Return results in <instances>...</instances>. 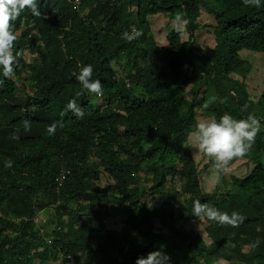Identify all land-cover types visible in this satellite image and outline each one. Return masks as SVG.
Wrapping results in <instances>:
<instances>
[{
    "label": "trees",
    "instance_id": "1",
    "mask_svg": "<svg viewBox=\"0 0 264 264\" xmlns=\"http://www.w3.org/2000/svg\"><path fill=\"white\" fill-rule=\"evenodd\" d=\"M80 1V11L39 0L41 17L23 12L14 22L15 76L4 78L0 68V264L58 263L61 254L76 264H135L157 250L169 264H182L176 254L196 245L187 264H202L205 254L220 258L227 240L233 264H264V80L251 76L255 64L246 59L264 56V7L242 0ZM163 14L188 20L166 46L143 31ZM134 29L143 34L122 39ZM27 45L32 62L24 57ZM78 64L93 66L102 96L82 89ZM179 85L190 86L189 97ZM70 100L82 117L67 110ZM202 110L207 119L252 114L261 124L248 154L233 159L244 158L251 171L212 193L200 188V162L184 146ZM61 120L55 134L47 131ZM61 171L70 173L58 192ZM103 177L113 184L101 186ZM195 200L245 219L237 227L205 219L202 239L185 227L199 222ZM46 209L54 211L49 222H36Z\"/></svg>",
    "mask_w": 264,
    "mask_h": 264
},
{
    "label": "clouds",
    "instance_id": "2",
    "mask_svg": "<svg viewBox=\"0 0 264 264\" xmlns=\"http://www.w3.org/2000/svg\"><path fill=\"white\" fill-rule=\"evenodd\" d=\"M60 1L68 3L66 0ZM242 3L246 7H264L262 0H242ZM40 6L39 0H0V68H2V76L4 78L12 79L15 76V67L19 55L16 51L18 35L15 31L14 22L26 10H29L33 16L41 17L42 13L40 11ZM70 6L72 7L71 4ZM80 8L81 5L77 11H80ZM176 20L182 22L184 25L188 23V20L183 19L181 15H177ZM142 34V31L134 29L131 32H123L121 36L122 39L131 42L134 39H138ZM60 39L63 42V34L60 36ZM78 68L79 72L76 71L74 74H77L76 79L82 86V89L90 94L102 96V83L98 79L92 78L93 66L91 64L83 66L78 64ZM119 74L121 76L124 75L120 72ZM2 83L3 81L0 80V85H2ZM126 86L129 88L131 87L129 83H126ZM82 94V92H78L77 96ZM212 99L215 100V97ZM207 106L206 103L205 107ZM66 108L77 117L83 116V111L76 104L75 100H70ZM246 109L247 106L245 105L244 110L246 111ZM22 123L25 130H30V120L26 119ZM58 127H63L62 120L50 124L47 131L55 134ZM260 130V121L254 115L249 114L247 118L236 119L226 112L221 115L219 119L212 117L210 119L198 121L194 131L190 133L189 138L185 141L184 146L196 150L193 153L194 159L203 154L212 161L211 167L216 175V183H219L221 175H227L231 171L230 162L234 158H242L248 154ZM11 138L19 139L15 133ZM5 167L11 168L12 161H6ZM192 214L193 217L197 218L199 221L206 219L219 223L220 225L231 227H237L245 219L244 216L237 211H233L231 214L222 212L208 203H202L200 200H195L193 202ZM36 222H41L42 224L46 223V221L43 222L39 220V216ZM255 246L256 245H253V247ZM176 255L178 256V254ZM64 257L69 264L77 263V260L70 255L63 256V254H61V260ZM69 257H71L74 262H71ZM169 260L170 257L167 254L157 250L149 252L146 257H138L135 264H169Z\"/></svg>",
    "mask_w": 264,
    "mask_h": 264
},
{
    "label": "rangeland",
    "instance_id": "3",
    "mask_svg": "<svg viewBox=\"0 0 264 264\" xmlns=\"http://www.w3.org/2000/svg\"><path fill=\"white\" fill-rule=\"evenodd\" d=\"M177 15L170 16L168 14L166 15L163 14L155 18H152L150 20L151 21L150 25L143 27V31L153 34L154 39L158 45L166 46L168 34L174 30L183 29L184 24L176 20ZM202 19L205 21L209 19V16H207L206 13L203 12ZM29 23L33 24V21H30ZM34 24L36 25V32L41 33L42 32L41 26L38 25V23L36 22ZM201 35H203L205 38L207 37L208 34L205 31H203ZM203 42L205 43L204 48L210 47V45L206 43L204 40ZM29 46L30 45H27L23 49L25 51L24 57L25 59H28V62H32L34 59V56L31 57V54L29 53V50H30ZM256 54H259V55L256 56ZM246 59H248L249 61H253V64H255L254 70L251 76L254 77L258 82H262L264 80V56L261 53H255L254 56H251V55L246 56ZM236 76L237 78H239V75H236ZM177 88L181 90L180 85L177 86ZM189 90H190V86L189 87L187 86L185 87V91L181 90V92H183L185 97H189L187 95ZM208 93L215 95L214 90L212 88L208 89ZM208 117L209 119L212 118V116H208ZM198 119L200 120L207 119L206 114L203 110L199 112ZM194 129L195 128H193V131ZM191 150L193 153L196 151L193 148H191ZM197 161L200 162L199 170L201 171V174L199 176V186L203 191L207 193H212V192L218 191L219 189L224 190L226 186L232 184V180L234 176H238L240 178L246 177L248 172H250L252 169L251 166H248V163L246 160H244V158L237 160L235 162L232 160L230 162L231 171L227 175H221L220 182L216 183V175L214 174V171L211 167L212 165L210 163L211 160L206 156L202 157V154H201L200 157L197 158ZM208 164L210 165L207 167ZM112 184L113 182L107 181L105 177H103L101 180V186L103 187H107ZM47 214H50V216H53L54 211L46 209L45 211L39 214V220H42L43 222L45 221L49 222V219L47 218L48 216ZM206 226H207V223L203 220L199 222L194 221V222H189L185 224V227H187V229L193 230L195 234L200 236L202 239H206L207 237V233L205 231ZM117 228H119L118 224H117ZM191 248L193 251L189 253L187 251H184L183 253L178 254L177 257L180 259L182 264H185V263L187 264L189 261L193 260V258L196 255V250L199 248V246L196 245V246H192ZM244 248H245L244 250L247 251L246 249L247 247L245 246ZM232 253H234V250L232 249V245L229 244V241L227 240L224 244V247H222V250L220 251V254H219L220 258H218L217 260L216 259L214 260V257H209V254H205V257L201 260V262L202 264H233L231 262L232 259L229 260V256H231ZM39 262L40 261L38 260V263L33 262L32 264H39ZM61 263L62 261H61V256H60L58 263L52 262L51 264H61Z\"/></svg>",
    "mask_w": 264,
    "mask_h": 264
},
{
    "label": "built area",
    "instance_id": "4",
    "mask_svg": "<svg viewBox=\"0 0 264 264\" xmlns=\"http://www.w3.org/2000/svg\"><path fill=\"white\" fill-rule=\"evenodd\" d=\"M69 4L72 5V7L74 9H79L80 5H81V2L80 0H66ZM63 48H65V44L62 45ZM70 172L69 171H61L59 176L56 178V182H57V190L59 191L62 186L64 185V183L66 182V180L68 179L67 178V175L69 174ZM69 259L71 260V262H74V260L69 257Z\"/></svg>",
    "mask_w": 264,
    "mask_h": 264
}]
</instances>
